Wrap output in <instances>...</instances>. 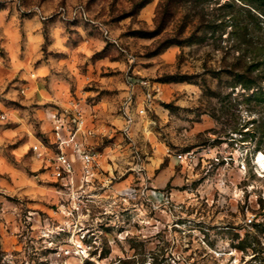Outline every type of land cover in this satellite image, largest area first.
<instances>
[{
    "label": "rangeland",
    "instance_id": "374dc122",
    "mask_svg": "<svg viewBox=\"0 0 264 264\" xmlns=\"http://www.w3.org/2000/svg\"><path fill=\"white\" fill-rule=\"evenodd\" d=\"M0 8L43 23L75 99L52 110L83 106L99 153L92 186L63 188L31 151L51 123L0 87V264H264V81L234 74L237 57L262 73L264 0Z\"/></svg>",
    "mask_w": 264,
    "mask_h": 264
},
{
    "label": "crops",
    "instance_id": "0c3cea01",
    "mask_svg": "<svg viewBox=\"0 0 264 264\" xmlns=\"http://www.w3.org/2000/svg\"><path fill=\"white\" fill-rule=\"evenodd\" d=\"M10 11L0 8V87L14 102L32 103L35 111L43 113L46 122H50L52 109L75 100L71 86L60 83L64 79H59L52 55L44 52L43 23L21 19ZM15 112L9 109L12 116Z\"/></svg>",
    "mask_w": 264,
    "mask_h": 264
},
{
    "label": "built area",
    "instance_id": "2783aa9c",
    "mask_svg": "<svg viewBox=\"0 0 264 264\" xmlns=\"http://www.w3.org/2000/svg\"><path fill=\"white\" fill-rule=\"evenodd\" d=\"M85 108L72 102L67 109L52 110L49 114L51 123L50 144L42 142L31 147L33 154L47 161L53 179L69 191H79L92 186L99 171V153L85 142L87 115ZM141 109L139 114H144ZM128 118L130 123L131 116ZM8 120L5 112L0 110V125ZM183 158L182 155L179 156Z\"/></svg>",
    "mask_w": 264,
    "mask_h": 264
},
{
    "label": "trees",
    "instance_id": "16d2710c",
    "mask_svg": "<svg viewBox=\"0 0 264 264\" xmlns=\"http://www.w3.org/2000/svg\"><path fill=\"white\" fill-rule=\"evenodd\" d=\"M255 48L254 50L257 52L258 56H256L261 64L264 66V46L263 45H258V44H255L254 45ZM256 58H254L251 62H248V60H246V58L244 57H237L236 60H237V63H234V65H239L237 66L240 70H238V68H235V70H237L236 72H234L235 76H238L239 74L241 75H245V77H242V79H245V80H242L244 82H242V87L245 88L246 90H251L252 88H254V85H255V80L256 78L258 79L259 76H261V81H264V67H263V70H262V73L259 75L257 74L256 76H253V67L255 66L253 63H255V60ZM241 83V82H240ZM254 95L256 97L260 96L261 98V101L264 102V86H262L261 84V87L258 89V91L256 93H254ZM262 132L264 134V123H263V126H262Z\"/></svg>",
    "mask_w": 264,
    "mask_h": 264
},
{
    "label": "bare ground",
    "instance_id": "6f19581e",
    "mask_svg": "<svg viewBox=\"0 0 264 264\" xmlns=\"http://www.w3.org/2000/svg\"><path fill=\"white\" fill-rule=\"evenodd\" d=\"M259 161H260L259 163H260L261 165L264 164L263 161L261 160V158L259 159Z\"/></svg>",
    "mask_w": 264,
    "mask_h": 264
}]
</instances>
